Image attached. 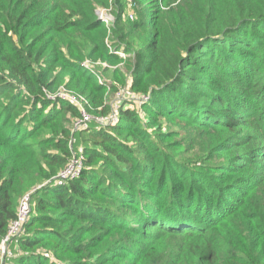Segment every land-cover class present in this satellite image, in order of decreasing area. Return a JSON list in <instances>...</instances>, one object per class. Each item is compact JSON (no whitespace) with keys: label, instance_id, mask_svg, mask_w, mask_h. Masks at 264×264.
I'll return each mask as SVG.
<instances>
[{"label":"trees","instance_id":"16d2710c","mask_svg":"<svg viewBox=\"0 0 264 264\" xmlns=\"http://www.w3.org/2000/svg\"><path fill=\"white\" fill-rule=\"evenodd\" d=\"M129 3L110 26L94 11L108 0H0V240L40 185L12 264H264V0ZM85 58L124 70L103 68L107 87ZM128 74L145 118L125 103L119 123L87 131L42 92L66 77L105 115ZM165 117L188 123L169 150L193 155L164 150ZM74 140L81 174L56 185Z\"/></svg>","mask_w":264,"mask_h":264},{"label":"rangeland","instance_id":"374dc122","mask_svg":"<svg viewBox=\"0 0 264 264\" xmlns=\"http://www.w3.org/2000/svg\"><path fill=\"white\" fill-rule=\"evenodd\" d=\"M109 2V5L108 7H96L95 8V13L97 15V18L99 20H101L103 23L105 24H108L110 26L113 25V21H114V14H113V11H114V8L115 6H117V4L119 3V0H108ZM128 3H129V0H128ZM135 7V6H134ZM124 18H128V20H132L134 21L136 19V13H135V10L132 8V4H127V10L125 12V15H124ZM111 51L113 53H116L118 54L121 58L123 59H126L128 57V54H124L123 52L121 53L120 51H114L113 49H111ZM88 60L89 63H90V68H86L84 67L86 70H88L90 73H93L94 76H95V80L96 82H101V83H104L105 85H107V87H109V83H116V82H113L111 81V79L109 77H107L103 70V68H116L117 69H120V70H124V66L125 64H123V61L122 62H119L117 63L116 65H110L108 64L107 62H102V61H99V60H94V59H89V58H85L81 61V66H82V62ZM121 71V72H122ZM105 74H104V73ZM126 83L125 85L122 84V85H119V87H117L116 89L114 88L113 90L107 88V90L105 91L104 93V97L106 99V101L109 103H111L113 101L116 100V96H115V92H118V90H131L130 88V83L132 82V78L131 76L128 74L126 76ZM67 82H68V79L66 77H64V79H62L60 81V83L57 85V87L59 86H64L66 87L67 89L71 90L72 92H75V93H79L78 95H81L83 97H86L84 93H80L79 91L67 86ZM56 87V88H57ZM132 91V90H131ZM133 92V91H132ZM135 93V92H134ZM87 99V98H86ZM88 101V99H87ZM134 104V108L137 112V114L141 117V118H145V114H144V109H142V104L141 101L139 100H130V99H127V98H124L122 97L121 100H120V103H119V110H117V115L119 116L120 118V106L122 104ZM86 108L89 110V113L92 114L93 116V120L88 122L87 123V126L85 128H83L81 131H87L89 130L90 128H93V127H98V123H97V120L95 119L96 116H99L98 113H94L96 111H100L102 110L103 108L102 107H97L96 109L88 102V105H86ZM107 114V113H106ZM121 121V119H119L117 121V123H119ZM160 124H161V129L162 130H169V133L167 134V137L165 139L162 140V147H164V150L168 152V154H172V155H175L179 160H181L183 157H184V150L187 149L186 144H184L185 142H181L179 143L180 145H178V148L175 149L174 151L173 150H169V147H168V144H169V141H171L172 139L174 138H177L179 135V133H181L182 131H180L181 128L185 127L184 124H188L186 121L184 120H180L179 118L177 117H165V118H162L160 121ZM92 124V125H91ZM90 126V127H89ZM101 126V125H99ZM145 127V125H142V127ZM189 127L192 129V125L189 124ZM89 128V129H87ZM156 130H152L150 132H156ZM46 134V133H45ZM188 134H193L192 132L188 133ZM71 149H72V152L73 154L75 155H81L82 154V146L80 145V143L77 142V140H74V145L72 144L71 145ZM188 156V155H193V149H189V150H186L185 151V156ZM40 185H33V186H29V188H27L21 195L20 197L18 198V202L22 199V197L32 191V190H35L37 187H39ZM32 200L33 198L30 196L29 197V204H30V207L32 206ZM18 205V204H17ZM22 233V232H21ZM20 233V234H21ZM20 234H18L17 236H19ZM17 236H15L14 238L10 239L9 241L15 239ZM16 251H15V248H14V243L9 245L6 244L4 247H2V244H1V241H0V256L2 257V263L3 262H8L9 264H12V262H14V258L16 257ZM14 254H15V257H14Z\"/></svg>","mask_w":264,"mask_h":264},{"label":"built area","instance_id":"2783aa9c","mask_svg":"<svg viewBox=\"0 0 264 264\" xmlns=\"http://www.w3.org/2000/svg\"><path fill=\"white\" fill-rule=\"evenodd\" d=\"M108 25V24H107ZM122 53V52H121ZM82 66L90 68V63L88 60L82 62ZM43 96L49 101H68L73 104L79 111V114L73 119L71 128L72 130L83 129L87 126V123L93 120L92 114L86 108L88 101L86 97L78 95L79 93L72 92L64 86H59L54 90H49L43 88ZM116 100L109 103V112L105 115L99 114L95 119L97 123L101 126L114 125L119 120L117 115V110H119V103L122 97L130 100H139L141 103H144L148 100L149 95L143 93H134L129 90H118L115 92ZM83 168V158L81 155H73L68 162L57 171L53 177V181L56 185H63L65 182L71 179L79 177ZM30 194H25L22 199L18 202L16 216L8 224L6 233L1 238L2 247H4L10 239L14 238L23 231V225L26 222L29 213H30V204H29Z\"/></svg>","mask_w":264,"mask_h":264}]
</instances>
